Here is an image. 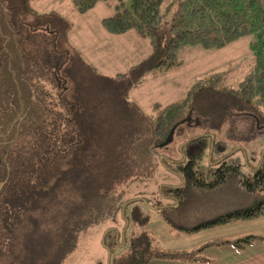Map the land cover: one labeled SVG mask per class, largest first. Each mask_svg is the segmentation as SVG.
<instances>
[{"label":"trees","instance_id":"trees-1","mask_svg":"<svg viewBox=\"0 0 264 264\" xmlns=\"http://www.w3.org/2000/svg\"><path fill=\"white\" fill-rule=\"evenodd\" d=\"M31 1L2 0L8 21L16 30L21 58L49 79L65 115L62 123L53 122L36 164L21 165L0 193V264H63L76 245L78 233L90 224L114 217L120 200L118 188L141 176L139 145L150 137L156 140V145L166 141L174 127L178 129L186 117L195 114L203 95L221 94L217 87L223 77L215 73L197 81L181 100L167 106L152 105L153 120L127 98L129 88L144 75L154 70L165 73L182 65L177 60L180 48L200 46L205 50H220L239 39L254 36L253 62L238 83L239 94L222 93L228 96L227 104L208 115L212 120L220 117L223 123L236 115L240 107L256 111L264 108V0H174L177 12L165 24L160 9L164 0H129V8L124 7V0H119L115 14L102 19V27L111 35L135 31L149 42L151 53L126 74H117L116 79L99 75L84 61L69 41L72 23L66 17L37 14L30 9ZM101 1L105 0H73V5L78 13L85 14ZM1 44L2 38L0 49ZM80 72L103 78L109 86L121 89L117 99L121 114L117 120L123 125L103 156L102 164L85 177L82 184L85 188L74 204L69 200L67 186L74 155L92 142L84 134L83 103L71 96L72 75ZM200 115L206 117L203 109ZM212 149L224 153L227 145L215 141L212 133L187 140L182 147L186 163H174L183 183L166 190L174 203L154 206L175 235L196 234L264 216V159L249 176L242 172L241 160L228 154L213 163L215 167L208 175L199 163ZM78 204L80 210L76 208ZM131 219L140 227H146L150 221L139 206L133 207ZM254 238L245 236L222 243L241 246ZM109 239H113L110 231L103 238L106 250L125 247L126 239L120 244ZM156 248V239L143 232L131 240L128 252L109 264H150L154 259H174L173 254L160 253Z\"/></svg>","mask_w":264,"mask_h":264},{"label":"rangeland","instance_id":"rangeland-1","mask_svg":"<svg viewBox=\"0 0 264 264\" xmlns=\"http://www.w3.org/2000/svg\"><path fill=\"white\" fill-rule=\"evenodd\" d=\"M119 4V0L101 1L85 14L78 13L73 0H33L29 6L37 14H59L66 17L72 23L68 33L69 41L81 53L84 61L99 75L116 79V74H126L150 55L148 41L139 38L135 31L131 30L123 36H113L103 29L101 20L113 16L115 7ZM123 4L125 8H129L130 1L124 0ZM160 9L162 24H165L172 21L177 5L174 0H164ZM102 37L113 42L110 51L105 48L107 45L101 44L104 42ZM0 38L1 193L5 182L21 165L33 167L36 164L53 122L62 123L65 113L58 106L59 98L49 79L21 58L16 30L8 21V13L2 0ZM254 41V36L244 37L220 50H205L200 46L180 48L177 60L182 65L163 74L158 70L151 71L138 84L129 88L128 100L155 120L151 109L155 103L170 105L184 98L197 81L215 73H221L223 77L222 83L217 87L221 94L203 95L198 101L195 114L186 117L182 126L171 132L166 141L156 145V140L150 137L139 145L137 156L141 176L118 188L120 200L114 217L90 224L78 233L76 245L63 264L114 263L129 251L131 240L143 232L156 239L157 251L173 254L174 259L183 261L206 259L209 255L201 252L204 248L200 245L210 239L213 241L214 238L226 239L227 236H223L226 232L224 229L198 235H170L161 212L154 209V206L159 203H174L172 195L166 190L182 185L181 172L177 171L174 163H186L182 147L193 136L212 133L215 141H223L227 145L224 153L208 150L199 163L208 175L215 167L213 163L228 154L241 160V170L245 175H253V171L262 164L263 107L257 111L241 107L243 111L234 109L239 112L223 123H220V117L212 120L213 117L208 115L227 104L228 96L222 93L239 94L238 83L250 68L248 65L253 57L251 45ZM118 52H122L121 58L117 56ZM90 53L101 61L94 62ZM72 82L74 90L71 96L83 103L84 134L92 141L74 155V168L69 175V200L77 204L85 188L82 186L83 181H86L85 177L90 176L102 164L103 156L113 144L123 123L120 119L117 120L118 114H121V105L117 100L121 89L109 86L107 80L96 78L90 73H73ZM123 82L127 85L126 78ZM200 109H203L206 117L200 115ZM135 206H139L143 214L149 217L146 227L133 223L131 214ZM76 208L81 209L79 204ZM125 227L126 232H122ZM108 231L113 236L111 241L109 239L111 243L120 244L126 239L125 247L117 246L114 250H106L103 238ZM28 239L31 241L32 237Z\"/></svg>","mask_w":264,"mask_h":264},{"label":"crops","instance_id":"crops-1","mask_svg":"<svg viewBox=\"0 0 264 264\" xmlns=\"http://www.w3.org/2000/svg\"><path fill=\"white\" fill-rule=\"evenodd\" d=\"M113 36H119V35H113ZM102 38L104 42H101V44L107 45L105 46V48L108 51H110L113 47V44H111L113 42L109 41L108 38L106 37H102ZM150 53H151V47H150ZM89 56L94 62L101 61V59L96 58V55L93 56L90 53ZM117 56L121 58L123 56L122 52L120 53L118 52ZM252 62H253V57L248 65V68ZM160 74L163 73L160 72ZM221 229H224V231H226L223 233V236H227L225 237L226 239L214 238L213 241H211L212 239H210L209 241L204 242L202 245H200L202 246V248H204L203 250H201L202 248L200 249L201 252L203 251L204 254L207 253L209 255V257H207L206 259L202 258L196 261L188 260V259L184 261L182 259L180 260L155 259L151 262L152 263L155 262V264H264V216L258 217L253 220L233 222L228 225L217 226L196 234L198 235L205 232L219 231ZM168 233L170 235H173V233L170 232L169 227H168ZM184 235H195V234H182V236ZM245 236H255V238L252 239L249 243H244L241 246H235L233 243H222V242H234Z\"/></svg>","mask_w":264,"mask_h":264},{"label":"water","instance_id":"water-1","mask_svg":"<svg viewBox=\"0 0 264 264\" xmlns=\"http://www.w3.org/2000/svg\"><path fill=\"white\" fill-rule=\"evenodd\" d=\"M174 130H175V128H174L171 132L173 133ZM172 133H171V134H172Z\"/></svg>","mask_w":264,"mask_h":264}]
</instances>
